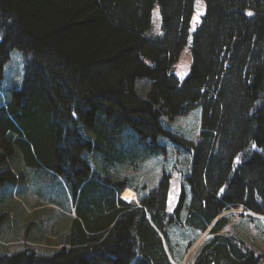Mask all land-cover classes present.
Here are the masks:
<instances>
[{
	"label": "trees",
	"instance_id": "trees-1",
	"mask_svg": "<svg viewBox=\"0 0 264 264\" xmlns=\"http://www.w3.org/2000/svg\"><path fill=\"white\" fill-rule=\"evenodd\" d=\"M14 48L24 71L0 105V186L23 178L20 158L64 179L74 213L56 248L0 252V264H176L173 225L209 231L186 264H264V249L223 230L230 207L264 216V0H0V82ZM199 106L193 140L164 123ZM161 137L189 160L172 209L171 172L145 189L112 170L165 153Z\"/></svg>",
	"mask_w": 264,
	"mask_h": 264
},
{
	"label": "rangeland",
	"instance_id": "rangeland-1",
	"mask_svg": "<svg viewBox=\"0 0 264 264\" xmlns=\"http://www.w3.org/2000/svg\"><path fill=\"white\" fill-rule=\"evenodd\" d=\"M152 23L153 32L159 33L161 31V16L157 5L152 10ZM191 60L189 47L186 46L174 66L175 71L179 75H185L189 71ZM23 71L22 52L18 48H14L9 54L4 67V76L0 82V105L10 98L12 89L20 87ZM144 83H148L149 86L146 79H138L136 89L145 95L148 87L143 90ZM163 119L166 125L169 123L170 128L179 131L188 140H193L200 130L201 107L195 108L184 116H177L173 119L164 117ZM160 141L165 146V153L163 151V154L149 156L144 160L141 159L143 156H137L136 164L130 165L127 162L116 166L112 164V170L126 177L132 185L141 186L142 183H145V189L157 182L163 171L171 172L173 197L169 201V209H172L176 204L180 184L183 182V177L179 176V170L186 171L185 166L189 160L185 153L175 149L174 143L169 139L161 137ZM130 144L126 142V145ZM15 160L17 164L13 165L11 162V168L16 173L22 172L23 178L18 179L17 182L0 186V252L13 253L27 249L28 246L48 252L57 247L56 240L62 236L64 222L72 220L71 213H74V208L71 191L61 176L46 170L31 168L25 165L20 158ZM100 160L102 161V159ZM92 162L99 166L102 164L99 160ZM185 186L188 191V186L186 184ZM121 196L130 198L133 196V192L125 188ZM133 200L136 202L138 198ZM223 213L228 216L229 220L223 229L224 232L236 233L248 245L257 250L264 249L263 215L248 213L234 207L228 208ZM208 235L209 231L200 232L185 226L173 225L169 229L170 246L166 243V248L176 264H186L192 261L200 243ZM38 237L39 242L33 241ZM175 258H180V261Z\"/></svg>",
	"mask_w": 264,
	"mask_h": 264
},
{
	"label": "crops",
	"instance_id": "crops-1",
	"mask_svg": "<svg viewBox=\"0 0 264 264\" xmlns=\"http://www.w3.org/2000/svg\"><path fill=\"white\" fill-rule=\"evenodd\" d=\"M128 189H130V190H132L131 188H129V187H127ZM125 189V188H124ZM123 189V190H124ZM124 200H126V201H132L134 198H136V195H135V193L133 192V196L132 197H130V198H124L123 196H121Z\"/></svg>",
	"mask_w": 264,
	"mask_h": 264
},
{
	"label": "bare ground",
	"instance_id": "bare-ground-1",
	"mask_svg": "<svg viewBox=\"0 0 264 264\" xmlns=\"http://www.w3.org/2000/svg\"><path fill=\"white\" fill-rule=\"evenodd\" d=\"M130 190V189H129ZM132 191V190H131ZM133 192V191H132Z\"/></svg>",
	"mask_w": 264,
	"mask_h": 264
}]
</instances>
